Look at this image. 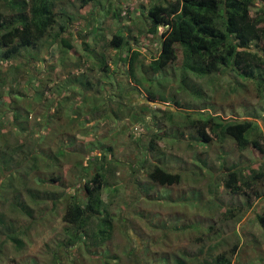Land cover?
Here are the masks:
<instances>
[{
	"label": "rangeland",
	"instance_id": "1",
	"mask_svg": "<svg viewBox=\"0 0 264 264\" xmlns=\"http://www.w3.org/2000/svg\"><path fill=\"white\" fill-rule=\"evenodd\" d=\"M157 1L95 0L81 8L80 0H54L58 13L54 28L13 59L2 58L0 34V155L5 148L19 150V159L9 165L13 174L0 173V216L6 215L0 227L6 232L11 222L25 240L20 251L9 242L0 264H28L32 258L39 264L52 260L56 243L65 236L66 197L89 180L83 170L89 166L87 172L93 174L102 163L120 186L119 199H109L103 192L105 205L118 222L126 207L133 219L126 233L134 247L144 248L145 255L152 256L145 259L148 262L215 264L217 254L231 252L234 244L243 241L240 252L238 249L233 255L234 264H264V227L256 215L264 213V198L241 219L225 217L231 207L246 206L247 200L246 189L235 195L225 185L228 173L237 171L239 183L253 180L264 170V154L250 147L241 149L232 135L198 143L196 128L185 118L187 109L174 102L178 99L187 106L208 102L225 123L255 120L264 130V93L257 89L256 79L231 72L193 73L206 94L198 98L179 90L182 72L177 63L156 74L148 69L153 55L159 53L160 41L159 35L148 33L150 19L144 12ZM3 3L0 8L15 19V10ZM120 7L122 12L126 10L121 17L115 14ZM62 25L66 26L64 32L60 31ZM116 32L128 34L133 46L146 56L145 67L138 71L140 86L128 83L129 67L124 62H115L118 55L108 42ZM133 36L137 42L140 38L139 46ZM62 37L73 44L68 50L62 47ZM103 55L115 70L110 77H103L105 96L98 87L87 88L84 83L91 76L101 77ZM179 56L182 59L181 50ZM74 74L79 77L72 78ZM153 76L154 82L150 81ZM149 90L165 94L167 102L150 100ZM148 104L152 109L143 112ZM198 116L194 111L193 117ZM136 125L143 127L138 135L132 132ZM154 134L158 138L150 146ZM110 144L115 145V151L105 159L102 152ZM34 164L33 172L24 178L26 166ZM155 165L180 173V183L171 186L154 181L149 174ZM40 178L45 183H37ZM253 187L264 193V179L253 180ZM15 193H21V200L14 198ZM31 193L39 194L37 202ZM83 194L79 195L82 203L86 201ZM139 212L145 215L141 217ZM155 220L176 222L173 225L182 228L196 222L200 229L173 230L166 237L156 228ZM210 224H215L212 231ZM112 235L109 244L123 257L121 264H135L122 254L128 242L123 231L115 228ZM201 235L203 243L199 242ZM145 240L157 242L152 252L144 247ZM176 256L183 259L177 262Z\"/></svg>",
	"mask_w": 264,
	"mask_h": 264
},
{
	"label": "trees",
	"instance_id": "2",
	"mask_svg": "<svg viewBox=\"0 0 264 264\" xmlns=\"http://www.w3.org/2000/svg\"><path fill=\"white\" fill-rule=\"evenodd\" d=\"M2 1L6 4V8L15 10L16 17L13 19L11 16H7L0 8L2 58L5 60L15 58L22 48H29L34 42H40L58 22L54 0H0V3ZM80 1L81 8H84L95 0ZM121 13L125 14L126 10L122 12L120 7L115 14L121 17ZM144 16L150 19L148 33L159 35L160 41L159 53L153 55L147 67L156 74L177 63L182 72L179 90L198 98H205L206 94L202 88L198 87L199 84L194 80L193 73L212 75L231 72L244 79L258 80L257 89L264 93V0H158L144 12ZM65 30L66 26L62 25L60 31L64 32ZM58 36L59 33L54 35L55 38ZM66 39L62 37V47L68 50L73 44ZM132 39L139 46L140 38H138V42L136 36H133ZM108 44L118 55L119 61L115 60V62L119 65L120 62H124L129 67L130 76H128L129 82H127L132 86H140L141 78L138 76V71L145 67L143 59L146 57L140 48L133 46L130 37L125 32H116ZM253 46L255 47L253 48ZM180 50L182 59L179 56ZM100 65L101 77L94 79L91 76L84 83L87 88L98 87V92L105 96L107 83L104 82V78L110 77V73H115V70L111 68V60L105 58L104 55L100 59ZM71 77L79 76L74 74ZM155 77L153 76L150 81L154 82ZM148 97L152 101L167 102L165 94H157L152 90H149ZM202 101L204 102V100ZM174 102L187 109L185 118L189 119L191 125L196 128L198 143L212 142L221 137L232 135L241 149L250 147L264 154V130L257 121L246 119L240 122L225 123L220 114L212 111V109L216 110V107L211 103L192 104L194 107L189 104L188 106L181 105L182 102L178 99ZM150 108L152 109L151 105H146L143 112ZM194 111L199 113L198 117H193ZM172 113L169 111L171 117ZM252 132H254L253 137L251 136ZM157 138L158 134H154L150 140V146H154ZM5 149L4 152L8 154L0 155V173L5 175L9 173L10 175L13 174L11 166L19 159V155H16L19 150ZM75 151L79 153V149ZM114 151L115 145L110 144L108 148L103 149L102 155L107 159L109 153ZM0 152H3L1 147ZM60 152L63 153L64 150L60 149ZM34 168L35 164L31 167L27 165L24 173L23 171L19 172L23 173L22 176L26 178ZM86 169L82 172L90 175L89 180L82 182L83 185L65 199L63 215V220L66 222L65 236L56 243L57 249L52 251V260L45 264H121L123 257H120L118 251L109 244L113 239L112 234L115 228L122 230L126 235L128 242L124 246L122 254L130 258L132 262L135 264L160 262L162 264L157 259L148 262L145 259L151 255L147 252L145 255L144 248L133 246L135 243L126 233V226L127 224L132 225L133 219L127 213L126 207L122 208L120 222L118 219L114 220L113 215L107 209L103 192L108 193L109 199L115 197L119 199L120 186L112 181L111 173L107 172L104 163L97 166L96 172L93 174L87 172L89 166ZM149 175L161 185L172 186L181 181L180 173L170 171L163 165H155ZM253 177L254 181L264 179V170ZM59 179H61V175ZM253 180L243 179L239 183L237 171L228 173L225 185L235 195L246 189L247 200L246 206L240 204L231 207L225 214L226 219H241L250 207L264 198V193L253 187ZM41 182L45 183V179L40 178L37 183ZM81 193L86 196L84 203L79 200ZM5 195L8 196V193ZM38 196L39 194L31 193V198L35 202H37ZM20 197L21 193H15L14 198L17 201L21 200ZM125 202L128 201L125 200ZM106 203L108 204V202ZM19 205L21 204L19 203ZM141 215L145 214L141 212ZM256 215L264 227V213ZM5 216L1 215L0 221H5ZM155 222L156 228L162 230L166 237L168 232L173 230L185 232L191 227L200 229L199 223L196 222H192V226L186 224L183 228L175 227L173 224L176 222L168 223L165 220H155ZM6 227V232L0 227V235L4 234L0 237V257L4 254L7 255L4 249L9 242L17 251H20L24 246L25 240L18 233L15 225L10 222ZM214 229L215 224H210L209 230ZM236 235L235 237H237ZM201 237L202 235L199 237V242L203 243L204 238ZM240 238H242L241 235ZM155 242V240H145L144 247L152 252ZM243 245V241H239L234 244L231 252L226 250L217 254L215 264H234L233 255L238 249L240 252ZM202 251L204 252V250ZM181 259L183 258L175 257L177 262ZM28 264H39V262L36 258H32Z\"/></svg>",
	"mask_w": 264,
	"mask_h": 264
},
{
	"label": "built area",
	"instance_id": "3",
	"mask_svg": "<svg viewBox=\"0 0 264 264\" xmlns=\"http://www.w3.org/2000/svg\"><path fill=\"white\" fill-rule=\"evenodd\" d=\"M142 130H143L142 127H140V126H136V127L134 128V133H135V134H138V133H140Z\"/></svg>",
	"mask_w": 264,
	"mask_h": 264
},
{
	"label": "clouds",
	"instance_id": "4",
	"mask_svg": "<svg viewBox=\"0 0 264 264\" xmlns=\"http://www.w3.org/2000/svg\"><path fill=\"white\" fill-rule=\"evenodd\" d=\"M137 126L142 127V125H137ZM135 127H136V126H135ZM135 127H133V129H132V132H133V133H134V128H135ZM142 128H143V127H142ZM142 131H143V130H142ZM142 131H141V132H142ZM141 132H140V133H141ZM134 134H135V133H134ZM138 134H139V133H138ZM138 134H135V135H138Z\"/></svg>",
	"mask_w": 264,
	"mask_h": 264
}]
</instances>
